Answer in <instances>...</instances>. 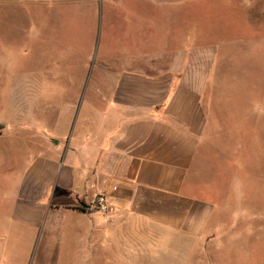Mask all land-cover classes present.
I'll return each mask as SVG.
<instances>
[{
  "label": "rangeland",
  "instance_id": "1",
  "mask_svg": "<svg viewBox=\"0 0 264 264\" xmlns=\"http://www.w3.org/2000/svg\"><path fill=\"white\" fill-rule=\"evenodd\" d=\"M172 68L202 92L207 141L174 198V264H264V0H0V217L4 175L101 112L96 88ZM51 153L61 166V146ZM63 194L52 189L51 205ZM46 216L49 238L35 233L29 252L31 235L0 222L3 264H118L84 247L74 219L61 241L62 214Z\"/></svg>",
  "mask_w": 264,
  "mask_h": 264
},
{
  "label": "crops",
  "instance_id": "2",
  "mask_svg": "<svg viewBox=\"0 0 264 264\" xmlns=\"http://www.w3.org/2000/svg\"><path fill=\"white\" fill-rule=\"evenodd\" d=\"M211 77L208 64L203 78L209 84ZM96 89L104 99L102 111L77 122L75 134L69 126L68 136L43 150L53 161L38 157L23 171L4 175L10 199L0 222L15 221L14 229L31 235L29 252L35 233L49 238L55 222L46 213L58 211L59 239L63 241L64 224L74 219L84 247L111 253L107 262L177 263L174 198H181L182 177L196 171L194 161L207 143L202 92L177 84L174 68L153 76L124 73L112 88ZM58 145L61 166L51 153ZM56 186L65 192L59 197L68 200L59 207L50 202ZM97 195L106 198V213L89 206ZM79 201L88 204L86 211L73 208ZM7 236L1 228L0 264Z\"/></svg>",
  "mask_w": 264,
  "mask_h": 264
},
{
  "label": "built area",
  "instance_id": "3",
  "mask_svg": "<svg viewBox=\"0 0 264 264\" xmlns=\"http://www.w3.org/2000/svg\"><path fill=\"white\" fill-rule=\"evenodd\" d=\"M92 208L105 212L107 210V202L104 195H97L89 204Z\"/></svg>",
  "mask_w": 264,
  "mask_h": 264
},
{
  "label": "trees",
  "instance_id": "4",
  "mask_svg": "<svg viewBox=\"0 0 264 264\" xmlns=\"http://www.w3.org/2000/svg\"><path fill=\"white\" fill-rule=\"evenodd\" d=\"M73 208L77 209V210H80V211H86L87 210V207H82L80 205L74 206Z\"/></svg>",
  "mask_w": 264,
  "mask_h": 264
},
{
  "label": "water",
  "instance_id": "5",
  "mask_svg": "<svg viewBox=\"0 0 264 264\" xmlns=\"http://www.w3.org/2000/svg\"><path fill=\"white\" fill-rule=\"evenodd\" d=\"M79 204H80L82 207H88V204L85 203L84 201H79Z\"/></svg>",
  "mask_w": 264,
  "mask_h": 264
}]
</instances>
